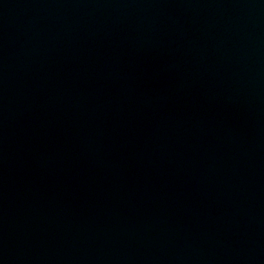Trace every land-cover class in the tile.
I'll return each instance as SVG.
<instances>
[{
	"label": "water",
	"instance_id": "water-1",
	"mask_svg": "<svg viewBox=\"0 0 264 264\" xmlns=\"http://www.w3.org/2000/svg\"><path fill=\"white\" fill-rule=\"evenodd\" d=\"M0 264H264V0H0Z\"/></svg>",
	"mask_w": 264,
	"mask_h": 264
}]
</instances>
